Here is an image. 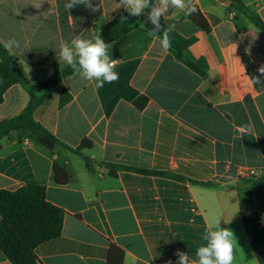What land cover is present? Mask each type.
Wrapping results in <instances>:
<instances>
[{"label": "crops", "instance_id": "1", "mask_svg": "<svg viewBox=\"0 0 264 264\" xmlns=\"http://www.w3.org/2000/svg\"><path fill=\"white\" fill-rule=\"evenodd\" d=\"M241 1L264 21V0ZM68 2L0 0V41H19L11 54L33 85L64 63L62 41L91 39L124 11L119 0L70 10ZM186 4L202 11L211 33L187 9L170 7L164 19L181 36L197 38L185 53L206 60L208 78L165 51L157 36L133 30L108 49L119 61L117 81L96 89L75 73L63 81L69 104L60 108L57 90L36 109L35 120L68 147L93 143L83 150L95 162L92 171L81 156L62 146L45 150L24 133L1 141L0 190L35 181L65 212L61 236L35 250L41 264H176L177 250L195 264L206 226L216 218L237 238L244 258L237 249V264H264V188L248 186L264 177V83L253 88L246 77L264 66V34L231 0ZM142 96L149 101L139 109L134 103ZM29 99L20 84L10 87L0 122L19 115ZM249 122L256 135L241 138L239 128ZM103 163L133 170L113 176ZM55 164L71 175L67 185L55 183ZM252 169L260 176L245 175ZM0 264H12L1 250Z\"/></svg>", "mask_w": 264, "mask_h": 264}, {"label": "trees", "instance_id": "2", "mask_svg": "<svg viewBox=\"0 0 264 264\" xmlns=\"http://www.w3.org/2000/svg\"><path fill=\"white\" fill-rule=\"evenodd\" d=\"M153 4H157L152 0ZM232 7L242 13L247 19L255 24L264 34V21L247 7L241 0H231ZM148 10L138 17L130 16L125 10L110 21L99 33L101 38L108 44L117 41L133 30H141L149 33L153 26L148 20ZM121 17H127L121 23ZM188 18L202 31L211 33L212 28L207 18L200 9ZM162 30L169 26L164 17L161 19ZM159 38L160 33L155 35ZM173 56L187 66L191 71L208 78V64L204 58L192 60L186 55V50L197 42V38H185L176 31L170 33ZM75 74L65 63L55 64L51 77L40 85H33L27 81L21 72L18 59L4 48L0 41V105L3 104L5 93L13 85L20 84L29 94L30 99L24 110L17 116L0 122V150L1 141L10 138L16 133H24L36 140L38 146L52 151L57 146H62L73 153L81 156L88 170H93L95 162L83 154L84 149H91L93 143L84 140L81 145L74 149L63 144L56 136L50 133L42 124L34 118L36 109L53 93L60 90V108H64L72 101V95L64 88L63 81ZM145 96L135 101L139 109L145 108L148 103ZM110 169V173L116 176L120 169L133 170L114 164L103 163ZM141 174L164 175L162 173L145 170H135ZM179 180H187L176 176ZM71 175L58 164L54 165V181L58 185H67ZM194 182V181H192ZM203 186H211L201 183ZM250 189L264 188V177L258 181L249 183ZM65 212L53 205L47 199L45 186L30 181L16 191L0 190V250L12 264H41L36 255V248L43 243L52 241L61 236ZM112 253V252H111Z\"/></svg>", "mask_w": 264, "mask_h": 264}, {"label": "clouds", "instance_id": "3", "mask_svg": "<svg viewBox=\"0 0 264 264\" xmlns=\"http://www.w3.org/2000/svg\"><path fill=\"white\" fill-rule=\"evenodd\" d=\"M78 5H84L86 8H93L92 0H70L64 6L66 9H73ZM119 7L133 17L141 16L145 10H148V20L153 29L149 35L155 36L160 33V46L168 51L171 48L170 33L175 25H170L162 30L161 19L169 11L170 7L179 10H186V15H192L197 12V8L188 6L186 0H158V4H153L152 0H119ZM127 17H121V23ZM20 43L17 40L10 39L4 44V48L11 54L13 48H19ZM110 44L106 43L100 35H95L88 39L82 36H76L70 41H62L59 45V60L63 61L75 73L87 81H94L96 89L103 88L105 83H112L119 79L118 73L114 71L118 60L112 59L108 49ZM259 75L246 76L248 83L253 87L264 83V66L257 69ZM254 88V87H253ZM240 137L255 136V126L249 122L241 125L239 128ZM202 243L196 250L195 264H237V249H239L237 238L234 232L225 227H221V219L216 218L210 222L202 235ZM241 260L243 261L242 250ZM176 264H193L190 262L189 254L185 251L177 250ZM167 264H173L171 260ZM253 264V261L250 262Z\"/></svg>", "mask_w": 264, "mask_h": 264}, {"label": "built area", "instance_id": "4", "mask_svg": "<svg viewBox=\"0 0 264 264\" xmlns=\"http://www.w3.org/2000/svg\"><path fill=\"white\" fill-rule=\"evenodd\" d=\"M242 174H244V173H241V175ZM245 175L252 177V178H257L260 176V173L256 170L252 169V170L245 171Z\"/></svg>", "mask_w": 264, "mask_h": 264}]
</instances>
